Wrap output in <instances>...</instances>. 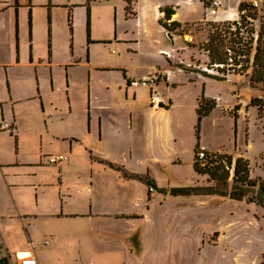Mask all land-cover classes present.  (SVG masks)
Returning a JSON list of instances; mask_svg holds the SVG:
<instances>
[{"label": "rangeland", "instance_id": "obj_1", "mask_svg": "<svg viewBox=\"0 0 264 264\" xmlns=\"http://www.w3.org/2000/svg\"><path fill=\"white\" fill-rule=\"evenodd\" d=\"M93 1L91 30L93 37L100 38L90 40V64L95 70L87 71L86 18L83 8H77L73 44L66 18L59 16L54 22L59 54L50 70L40 68L42 96H36L31 87L35 68L25 66L17 70L20 100L0 105V123L2 116L16 120L19 135L16 150L14 134L0 127V161L18 156L20 162H31L0 164V228L9 251L15 256L35 247L41 264H264L262 206L218 195L171 194L173 187L215 184L208 174L193 168L196 107L202 95L214 99L216 106L200 122V148L243 155L249 160L251 176L264 181L263 121L250 103L263 92L261 83L256 87L249 84L256 37L264 20V0H223L231 7L237 2L255 4L248 9L251 20L242 24L249 40V62L244 67L229 65L224 71L201 61L204 51L198 43L206 38L200 30L213 29L210 19L203 21L202 0H192L179 9V21L190 26L171 37L161 30L154 15L142 16L145 31L139 34L138 45H129L135 19L131 13L125 15L124 6L118 3L117 21L114 6ZM180 31L187 34H177ZM160 48L173 54L171 62ZM75 59L80 60L65 66ZM163 67L178 69L173 73V86L163 83L153 91L166 103L167 119L162 118L166 127L149 132L144 120L153 104L150 89L140 85L135 87L139 100L133 101L131 95L127 98L124 84L128 85L120 69L139 80L140 73ZM67 72L72 79L70 89ZM145 97L146 104H141ZM97 114L110 118L107 132L94 125ZM130 116L135 126L129 128ZM57 153L67 155L68 160L59 166L45 162L47 156ZM63 166L62 184L59 169ZM92 169L94 214H76L89 207L85 174ZM131 173L147 174L154 189L149 192V185L129 176ZM38 180L41 182L34 186ZM67 187L74 190L67 191ZM110 192L123 196L112 198Z\"/></svg>", "mask_w": 264, "mask_h": 264}, {"label": "crops", "instance_id": "obj_2", "mask_svg": "<svg viewBox=\"0 0 264 264\" xmlns=\"http://www.w3.org/2000/svg\"><path fill=\"white\" fill-rule=\"evenodd\" d=\"M103 1L105 3V7L114 6L113 8H115L117 21H118L119 10H120V6H118V3L124 6V8L122 9H124L125 11V5L127 2L125 0H103ZM205 1L206 0H202L203 4L205 3ZM192 2H193L192 0H188V1L187 0H174V1L132 0L131 10L129 12L127 11L124 12L125 15H127L128 13H131L136 23V24L135 23L132 24L133 25L132 30H131L132 35L130 36V38L132 39L128 40V42L130 43L129 45H136V44L138 45L139 43L138 36L139 34H142L145 31L144 25L140 21V18L142 16L145 18L149 14L154 15L162 31H168V30L162 26V24L159 22L160 20L162 22L166 20V24H170L171 22H176V23L178 22L180 25L176 27L175 29L168 31L170 32V34L171 33L173 34V32L176 33V31H178L180 28H183L185 26H190V23L183 24L179 21V16H180L179 9L182 8V6H185L184 5L185 3L191 4ZM93 7H94L93 0H0V105L1 106L3 103H8V102L15 103L16 101L20 100L22 91L17 89V84H20V78H19L17 70L25 66L35 68L36 78L32 79L30 83H31L32 90L35 91L36 93V96H40V94L42 96L44 76L40 74V68L44 67L46 68V70L47 68H49L50 70L52 64L54 63V58H56L59 54V50H58L59 41H56L54 38V35H55L54 22L57 17L61 16L62 18H66L68 26H69V30L71 33V38H72L70 43L73 44L75 11L77 8H83L84 18H86L85 30H86L87 40H88L87 27L89 28L90 40L97 41L100 39V38L96 39L95 37H93L92 30H91V24L93 22V12H92ZM165 7H170L172 9V14L170 15V17L165 16V12L163 10V8ZM219 12L215 16L210 18L209 21L210 22L212 21L211 23H221L226 20L238 19L240 16L238 2L236 3V6H233V7L229 6L227 2H224L223 7L219 10ZM110 13H111V16L113 17V9L110 11ZM88 14H89V17H88ZM87 19H89V23L87 22ZM207 24L209 25L210 23H207ZM203 25H200V26H203ZM135 30L137 32V35H135ZM200 31L205 32L204 37L207 39L209 30L205 31L204 29H201ZM117 33H118L117 30L114 31L115 39L119 37V34L117 35ZM177 34L183 36L187 34V32L180 31V32H177ZM172 40H173L172 42H174L175 35H174V38L172 37ZM93 41L91 42L88 41L89 42L88 52L86 55L87 61L85 62L87 64V71L89 70V72L91 73L92 71L95 70L93 69V66L90 64V48H91L90 44ZM184 41L187 42V44H189L188 38L184 37ZM204 41H202L201 43H198V46L200 49L204 51V56L201 58V61L206 60L208 62L210 61L209 55L201 47V44ZM191 45H194V44H191ZM159 50L163 55H165L164 52H168L169 55H165V56L167 57L168 62L172 61V58L174 56L167 48H160ZM72 51L74 53V47ZM79 60L80 59H75L74 63H70V64L66 63L65 66L66 67L68 65L73 66ZM181 60H184V59L181 58ZM81 62L83 63L84 61H81ZM176 62L177 61H175L173 64H176ZM120 70H122L124 79L126 80V83L128 85L127 87L124 84V90H125L126 97L128 98L131 95L133 101L139 100V96L135 92V87L140 88L141 86L138 84H130V80L133 79L134 78L133 76L135 75L131 73L130 74L126 73V69H120ZM161 70L163 72L169 71V76L167 77L165 81L159 82L156 87H161L163 83H165L166 86L168 83H170V85L173 86L175 84V80L172 79L173 73L175 75L178 69L176 68L171 69V68L163 67L161 68ZM91 73L89 76V85H88V90H89L88 102L90 103L93 97V89H91V83H92ZM144 75L145 73L143 72L140 73L139 78H141ZM48 80H49V77L46 76L47 86L49 84ZM50 84L54 88L55 79H54L52 71H51V77H50ZM68 84H69L68 89H70L71 84H72V79L69 76V73H68ZM36 89L38 90V92ZM25 96H29V94L26 93ZM150 96H151V89H150ZM147 100L148 98L145 97L139 102L141 104L145 102L144 104H146ZM94 103L95 101L93 99V105ZM164 107H166V103L164 102L162 103L160 102V104L153 103L149 105L147 109V117L144 120L145 126L147 127V130L149 132H152V131L161 132L162 127H166L163 124V119L166 118L165 117L166 109ZM95 118L97 121L94 123V125L97 126L100 132L101 131L103 132L104 129L107 132L108 128H110L111 126L110 118L107 116H101L98 114L96 115ZM128 119L131 123L129 125L127 122L129 128L131 126H135V124L132 123L131 116ZM1 120H2L1 123L3 121H7L11 123L13 130H9V129L7 130L9 131V133L14 134L15 145H16V150H17L19 135L17 132L18 124L16 120L12 118H4L3 116ZM89 120H90V124L92 125L93 121H92L91 115L89 116ZM1 123H0V127H1ZM119 129L120 128H118V130ZM0 131L3 132V130H0ZM59 154H62V153H59ZM46 158L44 159L45 162H47ZM67 160H68V157H67ZM67 160H63V161H67ZM63 161H60L56 165L59 166ZM17 163L27 165V164H30L31 162L29 161L20 162L18 161V156H16L15 160L13 161H2V160L0 161V164L2 167L16 165ZM64 170H66V166H63L59 169L60 181L62 182V184H63L62 176H63ZM79 176L80 175H78V177ZM85 177L89 181L88 186L86 188L88 190L87 201H88L89 207L86 210L82 211L81 213H76V214L84 215V214H87L85 212L88 211L90 216H93L94 214L93 213L94 212V208H93V169L90 171L89 174L86 173ZM40 182L41 181L38 180L37 183H33V184L35 186L36 184ZM66 190L71 191L74 189L67 187ZM109 196H111L112 198L118 199L119 197H122L123 195L110 192ZM110 214L113 215V213H110ZM133 214L138 215L139 213H133Z\"/></svg>", "mask_w": 264, "mask_h": 264}, {"label": "trees", "instance_id": "obj_3", "mask_svg": "<svg viewBox=\"0 0 264 264\" xmlns=\"http://www.w3.org/2000/svg\"><path fill=\"white\" fill-rule=\"evenodd\" d=\"M125 1L127 2L125 10L129 12L131 10L132 0ZM243 8L248 9L249 3L240 2L239 10H242ZM163 10L165 16L170 17L172 9L170 7H165ZM241 20L243 24H245V21H247L246 16L241 15ZM159 22L168 31H171L180 25L178 22H171L170 24H166V21L162 22L161 20ZM212 27L213 29L208 32L207 39L201 44V47L209 55L210 61L208 64L214 65L215 63H223V66H217V69L224 71L227 68L226 63H228L229 60L228 49H230L233 52V65H237L240 61H243L241 66L244 67V64L249 62V40L247 41L245 39L244 34L241 32L239 26H237L236 20H226L221 23V25L219 23H213ZM87 35L88 41H90L88 27ZM238 54H242L244 57L238 59ZM252 64L254 68L250 75L249 84L252 87H256L258 86V83H261L263 93L260 96L253 97L250 100V103L257 108L258 117L263 121L264 133V20L261 22L258 30ZM230 67L231 66L228 68ZM215 106L216 103L214 99L205 98L204 95H202L201 98H198V105L196 107L197 139L194 146L193 159L194 170L200 174H208L209 178L215 181V184L201 187L192 186L184 189L173 187L171 188L173 191L171 194L174 196L188 194L218 195L235 200H245L264 208V181L251 176L248 158L240 154L234 157L225 152L212 153L208 151H206V157L204 159L198 158L197 150L200 147L198 135L200 122ZM235 108L238 109L239 105ZM129 176L141 179L145 181L147 185L154 187V181L147 174L141 175L131 173ZM148 191L150 192V190ZM263 262L264 258L261 263Z\"/></svg>", "mask_w": 264, "mask_h": 264}, {"label": "built area", "instance_id": "obj_4", "mask_svg": "<svg viewBox=\"0 0 264 264\" xmlns=\"http://www.w3.org/2000/svg\"><path fill=\"white\" fill-rule=\"evenodd\" d=\"M223 3H224V1H222V0H206L204 3V9L205 10H204L203 21L206 22L211 17L215 16L219 12V10L223 7ZM247 3H249V8L252 6L254 8L255 4L253 2H247ZM248 9L243 8L242 10H239L240 16L238 19H240L241 15H243V16H246V19L251 20L250 15H248ZM236 22H237V26H239L241 32L244 34L243 26H242V24H243L242 20H236ZM233 27H235V26H233ZM256 35H257V33H256ZM232 53H233L232 50L228 49V56H229L228 62L230 60L233 61V54ZM164 54L169 55L168 52H164ZM242 57H244V55H242V54L237 55L238 59H240ZM242 62L243 61H240V63H238V64L242 65ZM214 65H216V67L217 66H223V63H215ZM226 65L229 66V65H233V64H227L226 63ZM168 76H169V71L163 72L161 69H156L152 72L145 74L139 80H136L135 78L131 79L130 84H138V85L148 86L151 89L152 102L155 104H160V99L158 98V96L156 95L155 92L153 93L154 90H152V89H154L159 82L165 81ZM1 128L13 130L11 123H9L7 121H3L1 123ZM199 148L197 150L198 158L204 159L206 157V150H205L204 146H202L200 149ZM46 160L49 164H58L60 161L67 160V156L65 154H57L56 156H48L46 158ZM152 189H154V187L149 186V190L151 191ZM44 243L46 244L47 242H44ZM0 264H41V262L39 260V257L36 254L35 247H33L32 251L31 250L30 251H20L17 253V255L13 256L8 249V246H7L5 240L2 236L1 228H0ZM95 264H98V263H95Z\"/></svg>", "mask_w": 264, "mask_h": 264}, {"label": "water", "instance_id": "obj_5", "mask_svg": "<svg viewBox=\"0 0 264 264\" xmlns=\"http://www.w3.org/2000/svg\"><path fill=\"white\" fill-rule=\"evenodd\" d=\"M167 34H168V36H170V37H171V34H170V32H167Z\"/></svg>", "mask_w": 264, "mask_h": 264}]
</instances>
